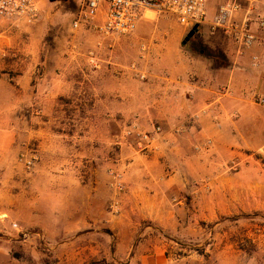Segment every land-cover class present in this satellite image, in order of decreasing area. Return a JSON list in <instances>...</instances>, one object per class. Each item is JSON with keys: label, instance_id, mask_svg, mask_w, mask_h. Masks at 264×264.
Listing matches in <instances>:
<instances>
[{"label": "rangeland", "instance_id": "rangeland-1", "mask_svg": "<svg viewBox=\"0 0 264 264\" xmlns=\"http://www.w3.org/2000/svg\"><path fill=\"white\" fill-rule=\"evenodd\" d=\"M222 1H208V16ZM37 2L36 22L9 19L1 30L0 264H264L263 108H251L255 150L231 159L199 149L208 139L161 151L162 138L140 152L125 127L158 124L143 119L142 105L109 97V87L124 75L141 95L148 76L140 74L155 68L157 51L176 38L184 46L190 30L148 13L131 34L103 38L73 28L78 0ZM191 41L183 48H206ZM83 64L100 72L96 104L95 89L83 97L76 87ZM67 67L71 88L51 98L50 76ZM32 154L28 169L21 156ZM112 170L123 175L119 195Z\"/></svg>", "mask_w": 264, "mask_h": 264}, {"label": "crops", "instance_id": "crops-1", "mask_svg": "<svg viewBox=\"0 0 264 264\" xmlns=\"http://www.w3.org/2000/svg\"><path fill=\"white\" fill-rule=\"evenodd\" d=\"M209 16L208 20L211 13ZM193 37L202 39L206 48L184 49L186 43L181 46L177 38L174 47L166 42L164 49L157 51L159 59L155 68L141 73L148 76L141 95L133 96L130 78L122 75V86L109 87V97H121L124 105L143 106V119L163 130V139L158 142L161 151L176 143L187 145L202 139L211 141L210 152L215 160L231 159L245 150H255L250 139L258 126L253 122L251 108L257 105L259 97H264L262 49L253 47L239 52L236 45L219 33H210L207 24L188 41L192 42ZM90 54V62H96L95 66L99 67L98 52ZM253 55L259 57L257 67L251 65ZM67 69L61 68L58 75L50 76L51 98L65 95L71 88ZM79 72L81 77L75 82L76 87L81 93L85 90L83 97L87 89H95L91 99L93 104L98 103L100 72L85 64ZM111 73L107 71L108 75Z\"/></svg>", "mask_w": 264, "mask_h": 264}, {"label": "built area", "instance_id": "built-area-1", "mask_svg": "<svg viewBox=\"0 0 264 264\" xmlns=\"http://www.w3.org/2000/svg\"><path fill=\"white\" fill-rule=\"evenodd\" d=\"M209 0H78L79 14L72 22L73 28H84L95 31L99 36L120 37L131 34L138 23L147 17L148 13L168 15L187 30L194 26L198 29L207 24L210 33H219L224 39L237 46L239 52L253 47L262 49L264 58V0H223L216 12L208 20L207 4ZM40 10L37 0H0V38L3 25L13 19L15 22L34 23L38 20ZM146 52L145 45L140 47ZM144 56H142L143 58ZM259 57H251V65L257 67ZM132 69L136 66L133 64ZM141 78L144 75L140 74ZM256 103L264 108V97H259ZM159 125L150 130L141 129L134 121L124 129V137L129 138L140 152H149L163 137ZM211 141L206 140L199 149L208 150ZM258 154L264 156V145L258 149ZM28 169L32 167L36 156L29 158L21 156ZM240 160L235 158L231 163L233 170L239 167ZM110 187L117 195L124 191L123 175L110 171ZM110 209H119V200H114Z\"/></svg>", "mask_w": 264, "mask_h": 264}, {"label": "water", "instance_id": "water-1", "mask_svg": "<svg viewBox=\"0 0 264 264\" xmlns=\"http://www.w3.org/2000/svg\"><path fill=\"white\" fill-rule=\"evenodd\" d=\"M198 32V27L194 26L188 33L187 36L185 37L183 43H186L195 33Z\"/></svg>", "mask_w": 264, "mask_h": 264}]
</instances>
